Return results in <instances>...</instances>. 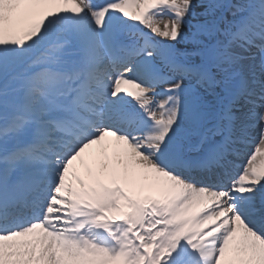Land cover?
<instances>
[{
  "label": "snow or ice",
  "instance_id": "6c2138e0",
  "mask_svg": "<svg viewBox=\"0 0 264 264\" xmlns=\"http://www.w3.org/2000/svg\"><path fill=\"white\" fill-rule=\"evenodd\" d=\"M0 264H264V0H0Z\"/></svg>",
  "mask_w": 264,
  "mask_h": 264
}]
</instances>
